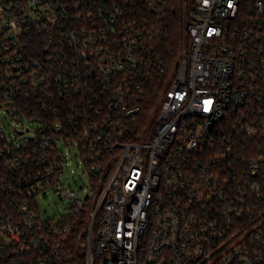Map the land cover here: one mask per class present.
Returning <instances> with one entry per match:
<instances>
[{
  "label": "built area",
  "instance_id": "2783aa9c",
  "mask_svg": "<svg viewBox=\"0 0 264 264\" xmlns=\"http://www.w3.org/2000/svg\"><path fill=\"white\" fill-rule=\"evenodd\" d=\"M0 112V264H264V0H0Z\"/></svg>",
  "mask_w": 264,
  "mask_h": 264
},
{
  "label": "rangeland",
  "instance_id": "374dc122",
  "mask_svg": "<svg viewBox=\"0 0 264 264\" xmlns=\"http://www.w3.org/2000/svg\"><path fill=\"white\" fill-rule=\"evenodd\" d=\"M0 126L4 129L7 136H11L12 140L15 142H21L22 140L31 136L34 131V126L28 122H16L12 120L5 113L0 112ZM29 130V132H27ZM19 132H24L22 137H18ZM73 170L74 173L71 174L70 171ZM63 183L70 184V188L75 191L77 195L84 197L85 190L89 186L88 180L85 176L82 175V170L78 169L76 161L72 160V166L70 170L63 177ZM84 185L85 188L81 189V186ZM42 216L59 218V214H64L65 208L67 205H64L59 198H57L52 192L48 193L47 198L40 200L39 203Z\"/></svg>",
  "mask_w": 264,
  "mask_h": 264
},
{
  "label": "trees",
  "instance_id": "16d2710c",
  "mask_svg": "<svg viewBox=\"0 0 264 264\" xmlns=\"http://www.w3.org/2000/svg\"><path fill=\"white\" fill-rule=\"evenodd\" d=\"M167 27L166 31L164 32L165 38L162 43H159V40L157 42L158 51L164 55V53L170 52L173 57L177 56L179 48H180V35H181V28H180V19L178 17L177 12H174V14L170 15L167 19ZM35 96V94L33 95ZM24 100V105L26 103H33L32 99H27V102ZM23 109V107H21ZM26 113V112H25ZM86 225L82 223L73 232V235L69 238V241L67 242V254L69 258L70 264H86V257L83 247V242L85 239V230Z\"/></svg>",
  "mask_w": 264,
  "mask_h": 264
}]
</instances>
